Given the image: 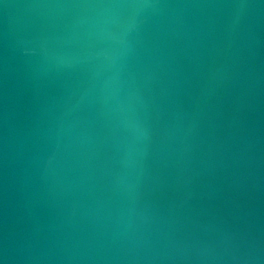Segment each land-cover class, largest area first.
<instances>
[{"label": "water", "instance_id": "1", "mask_svg": "<svg viewBox=\"0 0 264 264\" xmlns=\"http://www.w3.org/2000/svg\"><path fill=\"white\" fill-rule=\"evenodd\" d=\"M0 264H264V0H0Z\"/></svg>", "mask_w": 264, "mask_h": 264}]
</instances>
